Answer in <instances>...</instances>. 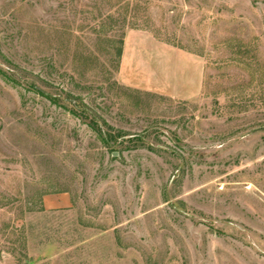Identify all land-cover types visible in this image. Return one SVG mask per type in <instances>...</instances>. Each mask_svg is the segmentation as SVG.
<instances>
[{
	"label": "rangeland",
	"instance_id": "rangeland-1",
	"mask_svg": "<svg viewBox=\"0 0 264 264\" xmlns=\"http://www.w3.org/2000/svg\"><path fill=\"white\" fill-rule=\"evenodd\" d=\"M130 30L201 94L123 85ZM0 264H264V0H0Z\"/></svg>",
	"mask_w": 264,
	"mask_h": 264
},
{
	"label": "crops",
	"instance_id": "crops-1",
	"mask_svg": "<svg viewBox=\"0 0 264 264\" xmlns=\"http://www.w3.org/2000/svg\"><path fill=\"white\" fill-rule=\"evenodd\" d=\"M204 60L194 53L156 39L143 30L127 32L118 78L126 87L176 100L198 97L204 83ZM46 208L70 206L67 195L45 197Z\"/></svg>",
	"mask_w": 264,
	"mask_h": 264
},
{
	"label": "trees",
	"instance_id": "trees-1",
	"mask_svg": "<svg viewBox=\"0 0 264 264\" xmlns=\"http://www.w3.org/2000/svg\"><path fill=\"white\" fill-rule=\"evenodd\" d=\"M134 139H136V137H132V138H130L131 141H133ZM137 139H138V138H137Z\"/></svg>",
	"mask_w": 264,
	"mask_h": 264
}]
</instances>
